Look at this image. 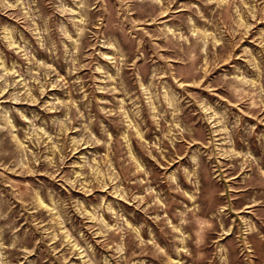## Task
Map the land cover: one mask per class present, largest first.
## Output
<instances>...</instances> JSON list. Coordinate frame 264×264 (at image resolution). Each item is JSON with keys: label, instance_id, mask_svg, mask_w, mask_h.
I'll return each instance as SVG.
<instances>
[{"label": "rangeland", "instance_id": "rangeland-1", "mask_svg": "<svg viewBox=\"0 0 264 264\" xmlns=\"http://www.w3.org/2000/svg\"><path fill=\"white\" fill-rule=\"evenodd\" d=\"M0 264H264V0H0Z\"/></svg>", "mask_w": 264, "mask_h": 264}]
</instances>
